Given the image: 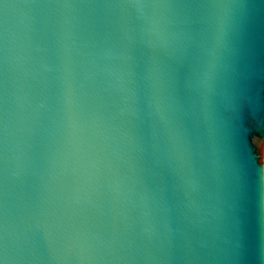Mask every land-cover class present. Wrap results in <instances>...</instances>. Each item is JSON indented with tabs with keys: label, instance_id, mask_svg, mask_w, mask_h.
<instances>
[{
	"label": "water",
	"instance_id": "obj_1",
	"mask_svg": "<svg viewBox=\"0 0 264 264\" xmlns=\"http://www.w3.org/2000/svg\"><path fill=\"white\" fill-rule=\"evenodd\" d=\"M142 3L0 2L8 264H264V0Z\"/></svg>",
	"mask_w": 264,
	"mask_h": 264
},
{
	"label": "snow or ice",
	"instance_id": "obj_2",
	"mask_svg": "<svg viewBox=\"0 0 264 264\" xmlns=\"http://www.w3.org/2000/svg\"><path fill=\"white\" fill-rule=\"evenodd\" d=\"M134 6L145 7L146 5L142 3V0H134ZM4 7H7V5L5 4ZM259 163L261 166H264V155H259ZM0 264H8V257L3 250H0Z\"/></svg>",
	"mask_w": 264,
	"mask_h": 264
}]
</instances>
